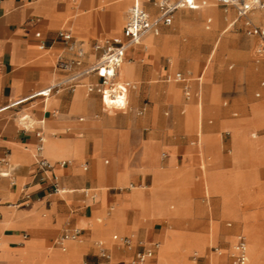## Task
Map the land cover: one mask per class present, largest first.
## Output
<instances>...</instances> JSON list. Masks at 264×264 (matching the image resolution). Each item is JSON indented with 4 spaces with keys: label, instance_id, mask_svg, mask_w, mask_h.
<instances>
[{
    "label": "crops",
    "instance_id": "crops-1",
    "mask_svg": "<svg viewBox=\"0 0 264 264\" xmlns=\"http://www.w3.org/2000/svg\"><path fill=\"white\" fill-rule=\"evenodd\" d=\"M196 1L198 8H183L212 4ZM135 4L152 17L159 14L148 0H0V264H130L138 248L120 247L122 236L160 244L149 264H234L230 251L239 234L249 242L248 264H264V207H257L264 200V137L255 149L238 131L230 162L217 157L228 167L207 170L195 147L216 149L218 136L210 127L203 135L199 127L198 140L190 141L202 119L190 120L200 100V79L196 88L166 64L145 69L135 60L157 46L175 13L170 25L160 23L131 47L129 66L120 68L119 79L140 83L149 97L143 105L137 101L139 107L112 115L110 110L120 109H109L100 94L86 88L97 80L94 75L73 89L41 93L84 67L57 68V54L72 56L60 31L81 37L73 32L88 50L87 66L98 55L95 42L123 36ZM178 73L184 81L176 80ZM154 76L165 84H147ZM172 82L182 84L184 96ZM255 96L264 99V81ZM206 98L209 102V94ZM258 117L264 119V108ZM41 158L48 168L40 166ZM54 176L63 191L54 192ZM74 229L81 230L80 238L67 241L63 250L58 238ZM103 249L110 258L102 256Z\"/></svg>",
    "mask_w": 264,
    "mask_h": 264
},
{
    "label": "rangeland",
    "instance_id": "rangeland-1",
    "mask_svg": "<svg viewBox=\"0 0 264 264\" xmlns=\"http://www.w3.org/2000/svg\"><path fill=\"white\" fill-rule=\"evenodd\" d=\"M211 3H216V1L212 0ZM150 4L153 3L150 2ZM217 11L218 13L215 14L206 11L205 8L202 10L178 9L175 12L173 24L162 27L161 34L157 37L160 38L157 46L150 50L148 55L144 54V50L141 56H135V60L143 64L145 69H158L166 64V66H170L171 72H183L190 80L191 85L196 88V79H200L202 85L198 91L199 97L203 100V115L199 125L192 132L190 141L198 140L199 127L203 135L207 134L206 128L210 127V131L218 136L219 141L216 149L210 145L204 149L205 145L203 144L202 150L199 149L201 145L198 150L195 147V152L198 151L200 154V164H204L207 170L228 167L224 160H217V157L219 155L218 159L220 157L227 158L230 162L233 157V139L239 135L240 131H243L241 136L251 141L250 144L255 149L260 147L261 138L264 137V119L258 117L260 109L264 108V99L255 96V93L261 89V82L264 81V59H259L256 55L259 40L247 35L244 24L242 23V29L240 21L235 24V27H230L227 30L230 23L236 18L235 10L226 11L224 7L217 6ZM254 15L255 17L252 15L254 22L264 27V10L255 12ZM209 17H213L211 23L207 22ZM216 22L217 25L214 27ZM74 34L79 39L81 38L75 32ZM97 36V34L94 35V37ZM152 36L149 35V37ZM218 40H220L218 50L212 55ZM146 42L148 41L145 40L142 43ZM149 46L151 48V45ZM234 54L241 55V58H235ZM57 56L58 54L55 61ZM209 74L211 75L209 76ZM152 79L146 83L165 84L160 81L159 76H154ZM170 84L179 86L183 95L182 84L175 82ZM139 85L140 83L136 84L137 88L129 92L130 106H135L134 103L137 101L140 106L149 101V97H144L143 92L140 91ZM208 94L209 102L206 98ZM120 105L117 107L120 110H110L109 113L112 115L123 113L125 110H121ZM189 108L187 104L188 114H190ZM180 115L182 114L180 113ZM232 122L238 125L232 127L230 125ZM256 139L257 141H255ZM195 166L199 170L198 162H195ZM260 167L263 170L260 176L264 183V164ZM235 177L238 176L235 175ZM242 183L250 182L243 178ZM137 185L139 183H135V186ZM213 199L211 198L210 201L212 204ZM257 207H264V200ZM232 253L233 247L230 255Z\"/></svg>",
    "mask_w": 264,
    "mask_h": 264
},
{
    "label": "built area",
    "instance_id": "built-area-1",
    "mask_svg": "<svg viewBox=\"0 0 264 264\" xmlns=\"http://www.w3.org/2000/svg\"><path fill=\"white\" fill-rule=\"evenodd\" d=\"M148 1L152 2L153 5L158 8L159 14L156 17H152L151 14L139 4L131 6L128 10L123 36L107 38L95 42L92 45V49L98 55L96 59L87 66H85V63L88 57V50L85 43L76 38L71 29L60 31L59 37L67 50L72 53V56L69 58L58 56L56 60L57 68L72 71L75 68L84 67L80 71H72L67 78L57 82L41 93L47 96L53 90H59L65 87L73 89L81 84V79L84 76L94 75L97 77V80L86 84L88 92L100 94L104 104L109 109H116L119 103H121V110H128L129 90L136 89L137 87L136 84L119 79L120 68L126 60L128 50L140 43L158 24L165 23L170 25L177 9L183 7L196 9L199 7L196 0ZM217 1L226 11L231 9L235 10L236 18L230 23L229 27L234 26L238 21H242L247 35L258 38L259 43L256 49V55L259 59H264V27L256 24L252 17L254 12L264 10V0ZM38 35L40 36V34ZM42 48H45V44H42ZM176 80L184 81V75L178 73L176 75ZM184 90L187 98H190V88L186 85ZM258 96H260V93H258ZM144 111L145 110L142 108L138 110V113L143 114ZM43 149L44 146L43 143H41L37 150L38 152H42ZM39 164L42 168H48L50 166L46 158H41ZM53 189L54 192L57 193L63 191L56 176H54ZM80 235L81 230L79 229L67 230L58 238L57 243L63 250H66V242L69 240H78ZM118 245L128 250L138 248L135 258L131 260L130 264H149V260L154 257L156 250L160 246L159 243L148 244L143 240H138L131 236L120 237L118 239ZM247 245L248 240L246 235L239 234L236 243L233 245V253L231 254L234 264H248ZM214 250L221 253L218 247L214 248ZM102 256L110 258L106 249L102 250Z\"/></svg>",
    "mask_w": 264,
    "mask_h": 264
},
{
    "label": "bare ground",
    "instance_id": "bare-ground-1",
    "mask_svg": "<svg viewBox=\"0 0 264 264\" xmlns=\"http://www.w3.org/2000/svg\"><path fill=\"white\" fill-rule=\"evenodd\" d=\"M125 2V1H124ZM204 3V2H203ZM123 6V5H122ZM125 7V6H124ZM206 11H210L212 13H218L217 11V5L215 3H212L211 5H209L208 7H204ZM122 9V8H121ZM125 11V10H124ZM220 16V15H218ZM121 18V17H120ZM219 21L218 17H217V22ZM217 22L214 24V27L217 25ZM207 33V32H206ZM209 33V32H208ZM219 43H220V40H218V42L216 43V46L212 52V55H214L216 53V51L218 50V47H219ZM129 65L126 63V61L122 64V70H126V68L128 67ZM206 71V70H205ZM204 71V73H205ZM122 80H125V78H123ZM202 85V84H201ZM202 89V88H201ZM121 104V103H119ZM188 106L190 107V103L188 104ZM194 109H196V120L200 119V117L202 118V115H203V108H204V105H203V100L202 98H200V100L198 101V103L196 105H194ZM191 122H194L195 121V117H192L190 118ZM202 134V133H201ZM237 135V134H236ZM257 146V145H256ZM257 148V147H256ZM64 152V151H63ZM249 243V242H248ZM247 251H248V245H247Z\"/></svg>",
    "mask_w": 264,
    "mask_h": 264
}]
</instances>
